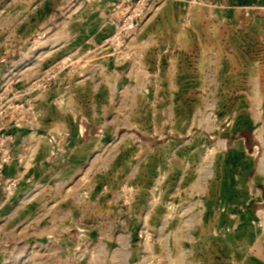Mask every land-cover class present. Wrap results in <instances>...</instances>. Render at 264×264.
Returning <instances> with one entry per match:
<instances>
[{"label": "rangeland", "instance_id": "374dc122", "mask_svg": "<svg viewBox=\"0 0 264 264\" xmlns=\"http://www.w3.org/2000/svg\"><path fill=\"white\" fill-rule=\"evenodd\" d=\"M156 2L0 0V264H123L172 225L236 221L223 195L255 151L227 148V60L149 62Z\"/></svg>", "mask_w": 264, "mask_h": 264}, {"label": "crops", "instance_id": "0c3cea01", "mask_svg": "<svg viewBox=\"0 0 264 264\" xmlns=\"http://www.w3.org/2000/svg\"><path fill=\"white\" fill-rule=\"evenodd\" d=\"M155 5L134 48L143 47L151 63L167 48L182 68L198 69L200 63L214 62L216 54L226 58L227 132L239 138L227 148L255 151L254 157L239 159L240 166L254 165V173L249 180L237 170L235 178L247 180L239 181L233 198L223 195L227 214L237 215L235 222L192 225L188 239L172 225L156 243L129 246L123 264H264V225L259 229L241 220L249 205L264 216V0H158ZM94 35L100 42L102 36ZM251 134L255 143L246 141Z\"/></svg>", "mask_w": 264, "mask_h": 264}]
</instances>
